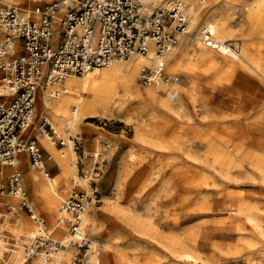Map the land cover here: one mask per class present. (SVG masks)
<instances>
[{
    "label": "rangeland",
    "instance_id": "rangeland-1",
    "mask_svg": "<svg viewBox=\"0 0 264 264\" xmlns=\"http://www.w3.org/2000/svg\"><path fill=\"white\" fill-rule=\"evenodd\" d=\"M138 1L141 13L148 16L166 0H155L154 5ZM182 1L189 23L187 33L199 40L191 41L186 34L166 58V73L177 77V84L183 88L181 98L171 101L176 113L160 112L146 100L118 113L101 111L82 120L73 134L61 130L53 121L62 137L70 135L72 147V139H76L78 149L72 151L67 146H52L47 139L40 127L45 117L50 122L53 119L50 113L44 115L37 97L34 123L27 134L43 150L45 168L32 166L27 153L22 154L25 167L18 169L25 191L34 212L50 232L61 200L69 196L66 190L72 188L73 179L93 173L100 201L90 206L84 219L86 235L95 242L90 263L264 264V234L254 229L250 219L255 211L264 232V182L255 170H264V128L250 131L244 127L262 116L264 100L260 102L253 91L242 85V89H237L238 79L246 71L233 70V59L224 60L218 49L204 56L197 48L211 50L200 42L199 34L208 23L226 21L231 31L222 40L238 47L242 56L247 48L253 58L264 62L263 2ZM0 4L1 9L5 4ZM37 4L18 0L13 5L29 8L30 14ZM146 4L151 9L147 13ZM255 7L259 9L257 19H248L247 13ZM2 31L0 24V40L5 35ZM171 59H177L180 65L171 67ZM109 67L96 71L106 72ZM248 75L264 84L258 74ZM137 84L140 90H156L138 80ZM161 89L159 97L170 101L165 83ZM5 99L10 98L0 96V100ZM44 141L54 149H48ZM72 155L78 166L77 177L70 167ZM46 171L55 179L47 181ZM81 180L86 182L81 189L89 192V179ZM46 189L55 199L53 204L48 201ZM60 189H64L62 194ZM0 201L19 204L11 198L1 197ZM38 227L25 209L17 207L8 214L3 226L8 244L0 249V264H21L25 248L32 241L27 234L36 233ZM62 235L60 231L52 234L55 239ZM177 253L193 255L197 261L184 263ZM71 260L70 251L60 255L64 264ZM32 263L37 261L30 259L25 264ZM57 263L55 258L52 264Z\"/></svg>",
    "mask_w": 264,
    "mask_h": 264
},
{
    "label": "built area",
    "instance_id": "built-area-1",
    "mask_svg": "<svg viewBox=\"0 0 264 264\" xmlns=\"http://www.w3.org/2000/svg\"><path fill=\"white\" fill-rule=\"evenodd\" d=\"M33 14L37 19H23V8L4 5L0 9V24L4 38L0 40V89L10 99L0 100V198H11L18 205L0 201V249L7 246L3 226L6 216L17 207L25 209L38 223V230L30 245L25 248V261L36 259V264L60 262L63 252L72 254L70 264H86L93 251V242L84 229V216L93 203L99 202V188L93 173L73 179L69 196L62 199L56 224L49 232L43 220L31 207L23 177L16 168L20 155L27 153L38 168L44 164L43 150L28 136L36 112L37 94L48 92L52 97L67 93L64 81L80 77L95 69L109 67L115 61H124L132 53L154 56L152 66H142L138 82L154 86L161 91L166 84L169 97H175L173 86L178 78L166 73L167 55L173 53L187 34L188 19L182 0H166L155 7L150 15L141 13L138 0H38ZM57 20V23H54ZM58 37L54 40V31ZM204 46L240 54L238 47L221 43L215 30L207 26L201 34ZM78 108H73L74 116ZM51 145L66 147L67 139L52 126L47 118L40 127ZM72 151L78 149L73 138ZM70 150V149H69ZM64 157L65 155L62 154ZM48 159H52L49 156ZM5 167L13 168L5 174ZM46 179H51L45 172ZM89 179L90 191L81 189ZM65 191V192H66ZM60 231L61 239L52 234ZM82 232V235H78ZM246 264V263H241Z\"/></svg>",
    "mask_w": 264,
    "mask_h": 264
},
{
    "label": "bare ground",
    "instance_id": "bare-ground-1",
    "mask_svg": "<svg viewBox=\"0 0 264 264\" xmlns=\"http://www.w3.org/2000/svg\"><path fill=\"white\" fill-rule=\"evenodd\" d=\"M17 1L18 0H1L0 3H4L6 5H13ZM33 1L39 4L38 0H33ZM145 1L152 2L151 3L152 5L155 4V0H145ZM260 2L261 3L263 2L262 6H264V0H261L258 3L260 4ZM251 3H256V0H253ZM193 9L194 7H191V10ZM150 10H151L150 7L146 4V9L144 11L147 13ZM246 10L248 11V8ZM27 11H29V8L27 7L23 8V13H22L23 19H37L39 17L38 14H33L34 9L32 10V12H30V14L27 13ZM258 11L259 9L255 7L254 10L247 13V18L256 20L258 17ZM57 22H58L57 20H54V23ZM207 26H212L215 30L216 39L219 42L226 44L227 41L222 40V38L227 36L231 31V27L228 26V23L226 21H221L217 25L208 23ZM187 35H188L187 36L188 39L190 40L192 39L191 41H193L194 39L199 40L198 37L192 36L190 32L189 34L187 33ZM57 37H58V32L55 30L53 41H55ZM197 48H199L200 53L204 56H209L210 54L209 51L215 53V51L212 50L213 48H211V50L207 48H203L201 46H197ZM217 51L220 52V54H222V57H225L224 60L226 61H231V59L234 60L233 62H231L232 64H230L233 67V70L246 71L248 73L250 72L256 73L259 75L260 79L264 81V63L258 59L253 58L249 49L247 48L245 49V51L243 52V56L242 54L237 55L231 51H228L227 46H223V45L222 47H219ZM126 60L127 61H125V63H121L118 61H115L116 63L113 62L109 67L110 69L106 72L96 71L97 69L91 70L84 75L82 80H75V79L67 80L68 79L67 78L66 79L67 81L66 80H65L66 82L64 81V87L68 89V92L61 94L58 97H52L48 92L45 91L39 92L37 94V97L39 95L40 98L39 106L41 107L44 115L45 113L51 114L53 119L51 123L53 127L56 128L55 124H57L60 126L61 130L63 131L68 130L69 134H73L74 130L77 128V126L80 124L82 120L96 116L97 113H100L101 111L102 112L114 111L118 113L121 112L126 107H132L146 100H149L151 104L154 106V108H156L160 112L176 113V106L173 105L171 101L174 102L175 99L179 100L181 98L180 96H181V91H183V88L178 84L174 85L177 88L174 91L176 96L171 97V99H169L170 101L165 100L162 97H159V94H157L159 92L155 89H154L155 91H153V89L151 88L147 90L139 89V86L137 84L138 72L142 66L150 65L153 62V56L151 54L149 56H143L137 53H132L130 57ZM169 64L171 65V67L174 66L177 67L176 65L178 66L180 65L177 62V59H171ZM69 78H75V77H69ZM83 94H87V97H83L82 96ZM5 95H8V93L0 89V96H5ZM70 107H71V115H70ZM74 107L78 108L77 114L75 116H73L72 114ZM53 121L55 122V124ZM66 139L68 141L67 148L71 150L72 141L70 139V135L67 136ZM44 143H45L44 145L48 149H54L53 147L49 146L45 141ZM94 156H98V153H94ZM70 159H71L70 161L71 171L76 176V172L78 169V166L75 161L76 159L73 155L72 157H70ZM23 165L24 163H21V167ZM32 166L37 167L34 164H32ZM43 168H45V164H43L40 169ZM255 170L260 175L261 180L264 182V170L258 167H256ZM51 180L52 179H47V181H51ZM53 192L55 195L56 194L55 190H53ZM46 195L48 196V201L50 202H52V200L55 201L54 197L49 193L48 189H46ZM50 208L52 209V207ZM251 214L252 216L250 217V219H253L251 221L254 225V229L263 235L264 232L261 228V223L258 220L257 217L258 215L256 214L255 211H252ZM86 215L87 214H85L84 219L86 218ZM35 234L36 233L30 231V233H28L27 235L30 238H33ZM82 234L83 233L80 232L78 235L80 236ZM176 255L177 258L180 261L181 260L184 261V263L185 261H191V262L197 261V259L194 258L193 255L178 254V253ZM33 261H37V260L33 259ZM25 263L26 261L24 259L21 264H25ZM86 264H95V263H90V259H89L86 262Z\"/></svg>",
    "mask_w": 264,
    "mask_h": 264
},
{
    "label": "crops",
    "instance_id": "crops-1",
    "mask_svg": "<svg viewBox=\"0 0 264 264\" xmlns=\"http://www.w3.org/2000/svg\"><path fill=\"white\" fill-rule=\"evenodd\" d=\"M3 32V31H2ZM261 61V60H260ZM261 62H263V61H261ZM264 63V62H263ZM247 73L248 72H246L244 75H240V77H239V79H238V83H237V89L239 90V89H242V87H241V85L242 86H244L245 87V90H251V91H253V93H255L254 94V97H256V98H260V102L262 101V100H264V84L263 83H261L259 80L258 81H256V80H254V79H252V78H250L249 77V75H247ZM244 79V80H243ZM259 82V83H258ZM261 85V86H260ZM241 87V88H240ZM41 92V91H40ZM264 110V109H263ZM237 113V112H236ZM261 114H262V116L261 117H259V118H253L252 120H250V121H248L246 124H244L245 126L244 127H246L247 129H249L250 131H254V130H257V129H262V128H264V117H263V115H264V111L262 112L261 111ZM74 115V114H73ZM45 118H47V117H45ZM261 118V119H260ZM51 123V122H50ZM53 126V125H52ZM30 137H31V135H29ZM60 149H63V148H60ZM24 154V153H23ZM28 155V154H27ZM29 157V156H28ZM63 157V156H62ZM65 157V156H64ZM21 163H23V159H22V155H20V157H19V160H18V163H17V166H16V168L18 169L19 167L20 168H22V167H25V164L21 167ZM6 168H10V167H5L4 169H3V171H4V173L5 174H9V173H7L6 172ZM10 169H12V171L14 170L13 168H10ZM11 171V172H12ZM51 179H55L54 177H51ZM23 184H24V182H23ZM25 188V187H24ZM64 192V189H60V193L62 194ZM57 197H59L58 196V194L56 193L55 194ZM60 198V197H59ZM29 200H30V198H29Z\"/></svg>",
    "mask_w": 264,
    "mask_h": 264
}]
</instances>
